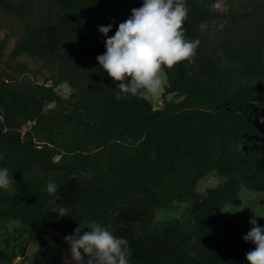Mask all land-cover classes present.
Here are the masks:
<instances>
[{
    "label": "trees",
    "instance_id": "obj_1",
    "mask_svg": "<svg viewBox=\"0 0 264 264\" xmlns=\"http://www.w3.org/2000/svg\"><path fill=\"white\" fill-rule=\"evenodd\" d=\"M211 2L186 0L185 36L200 44L191 62L164 69L156 107L145 95L117 101L96 59L106 51L98 26L114 19V35L143 0H0L21 20L7 59L0 42V169L14 181L0 189V222L26 234L0 248L1 264H62L64 237L91 219L128 241L130 264H249L252 225L226 208L244 186L264 190V34L244 40L240 23H257L252 2L227 13ZM220 16L233 22L207 30ZM215 170L221 182L199 192ZM49 182L69 216L46 210ZM183 204L182 216L150 225L157 209Z\"/></svg>",
    "mask_w": 264,
    "mask_h": 264
},
{
    "label": "clouds",
    "instance_id": "obj_2",
    "mask_svg": "<svg viewBox=\"0 0 264 264\" xmlns=\"http://www.w3.org/2000/svg\"><path fill=\"white\" fill-rule=\"evenodd\" d=\"M189 8L186 0H143L139 8L131 9V15L119 23L114 35L109 36L115 20L98 26L106 39V51L96 59L103 72H107L119 89L115 99L142 98L145 94L159 95L165 86L164 69H172L182 61L191 62L200 40L185 36L184 23ZM264 122V118H262ZM7 168L0 169V189L7 191L13 184ZM51 197L46 210L57 217H67L70 209L57 201L58 186L49 182L46 188ZM251 229L242 237L255 245L246 253L249 264H264V227L250 219ZM87 228V231L82 229ZM70 245L71 259L75 264H130L132 255L128 241L113 234L110 226L95 219L80 222L72 234L64 237Z\"/></svg>",
    "mask_w": 264,
    "mask_h": 264
},
{
    "label": "rangeland",
    "instance_id": "obj_3",
    "mask_svg": "<svg viewBox=\"0 0 264 264\" xmlns=\"http://www.w3.org/2000/svg\"><path fill=\"white\" fill-rule=\"evenodd\" d=\"M244 2H252L256 6L257 12V23H254V27L246 28L245 25L241 26V31L244 35V40H253L254 34H264V0H212V8L219 12H229L231 10H236L240 4ZM239 15V14H238ZM131 15H128V18ZM239 20V19H237ZM233 22L232 19H228L225 16H220L214 19L212 22L206 25V29L217 30L219 28L225 27ZM21 30V20L17 17H11L6 15L0 9V42L7 39V44L4 49L5 58L7 59L10 52L13 50L18 35ZM26 76L29 78L31 74L28 73ZM164 81H167L166 72H163ZM165 86L162 88L159 95L151 96L145 94L153 104L158 107L162 105V95ZM60 92L69 93L70 87L67 85L60 86L58 88ZM169 98H173V95H168ZM222 176L215 170L210 172L208 175L200 180L198 185L199 192H205L209 187L215 186L220 183ZM190 204H183L177 206L176 208H161L157 209L155 216L152 219L150 225L160 224L168 219H173L180 217L188 211ZM226 214L235 217L240 223H250V219L255 217L257 223L261 218L264 217V190H255L247 187H243L240 192L239 199L227 206ZM26 234L21 231V223L19 221H3L0 222V248H5L7 250L12 249L13 245L24 238ZM38 249V244L35 241L29 242L28 252L34 254ZM1 264V263H0ZM4 264H29L24 258L17 256L11 262H4ZM62 264H75L71 259V250L64 257Z\"/></svg>",
    "mask_w": 264,
    "mask_h": 264
}]
</instances>
